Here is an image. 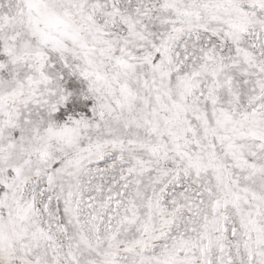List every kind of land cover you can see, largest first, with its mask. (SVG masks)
I'll return each instance as SVG.
<instances>
[{
    "label": "snow or ice",
    "instance_id": "1",
    "mask_svg": "<svg viewBox=\"0 0 264 264\" xmlns=\"http://www.w3.org/2000/svg\"><path fill=\"white\" fill-rule=\"evenodd\" d=\"M0 264H264V0H0Z\"/></svg>",
    "mask_w": 264,
    "mask_h": 264
}]
</instances>
